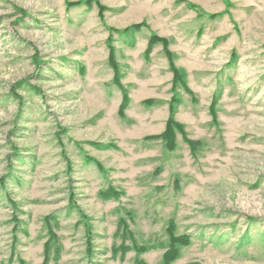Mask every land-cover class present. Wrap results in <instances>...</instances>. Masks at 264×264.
Masks as SVG:
<instances>
[{
    "label": "rangeland",
    "instance_id": "rangeland-1",
    "mask_svg": "<svg viewBox=\"0 0 264 264\" xmlns=\"http://www.w3.org/2000/svg\"><path fill=\"white\" fill-rule=\"evenodd\" d=\"M82 1L0 0V264H264V0Z\"/></svg>",
    "mask_w": 264,
    "mask_h": 264
},
{
    "label": "trees",
    "instance_id": "trees-1",
    "mask_svg": "<svg viewBox=\"0 0 264 264\" xmlns=\"http://www.w3.org/2000/svg\"><path fill=\"white\" fill-rule=\"evenodd\" d=\"M82 3L84 4V6H92L94 1L93 0H85V1H82V2L69 4L68 8H73V7L79 6ZM95 5H97V3H95ZM99 9L101 10V8H99ZM138 28H140V27H138ZM108 30H109L110 33H115V31L113 32L112 29H108ZM109 40H110V38L108 39V43H107L108 44V50H109L108 62H109V65L111 66V68L114 71V81L117 83V79H118L117 67H116L113 51H112V49L110 47ZM159 42L162 43V44H165V42L163 40H160L158 38L154 37L152 39V43H159ZM178 74H180L179 71L173 70V83H182V82H180L178 80V77H179ZM126 104H127V98L124 97L123 102L120 105L119 114L122 113V111L124 110ZM211 115L214 117L213 104L211 106ZM175 132L181 133L182 132V128H181V126L178 123H176L174 121V119L171 116H169L163 132L161 134H159V135L150 137V139L160 140L164 144V147L167 150H172L173 147L175 146V139H176ZM185 142L188 145H193L194 144L193 142H191L189 140H185ZM3 184L4 183L2 181H0V185L3 186ZM11 206H12V209L16 208V204L14 202H12V201H11ZM167 235H168V238H169L168 249L166 250V252L162 256V264H171L177 258L178 253H179V249L182 248V247H185L188 244V238L187 237H184V236L176 237V236H174L173 233H172V229L171 228H168ZM88 242L90 244L89 240H88ZM91 254H92V245L87 247V255H88V257H90ZM136 264H144V263H142L141 261H138V262H136Z\"/></svg>",
    "mask_w": 264,
    "mask_h": 264
}]
</instances>
